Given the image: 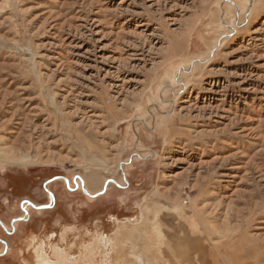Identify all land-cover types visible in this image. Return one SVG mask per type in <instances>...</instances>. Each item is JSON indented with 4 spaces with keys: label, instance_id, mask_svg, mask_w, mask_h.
<instances>
[{
    "label": "rangeland",
    "instance_id": "374dc122",
    "mask_svg": "<svg viewBox=\"0 0 264 264\" xmlns=\"http://www.w3.org/2000/svg\"><path fill=\"white\" fill-rule=\"evenodd\" d=\"M0 220V264H264V0H0Z\"/></svg>",
    "mask_w": 264,
    "mask_h": 264
},
{
    "label": "flooded vegetation",
    "instance_id": "af4514ba",
    "mask_svg": "<svg viewBox=\"0 0 264 264\" xmlns=\"http://www.w3.org/2000/svg\"><path fill=\"white\" fill-rule=\"evenodd\" d=\"M56 202H53V204H55ZM26 206H27V208L26 209H28L27 210V214L23 217H17L16 218V220L15 221H13V222H15V225H17V227H18V225L20 224V223H22V222H26L27 221V218L29 219L30 217H28V215H29V212H30V210L31 209H43V207L41 206H36V205H34V204H32V203H27L26 202ZM31 208V209H30ZM45 208V207H44ZM47 208V207H46ZM45 208V209H46ZM22 209V211H23V213H24V205L23 204H21L20 203V210ZM13 222H11V225H9V226H5V223L4 222H2L1 220H0V229L1 230H3L6 234H15V232H16V229H17V227H15V229H13L12 231H8L9 230V228L10 227H12V224H13ZM1 241V240H0Z\"/></svg>",
    "mask_w": 264,
    "mask_h": 264
},
{
    "label": "bare ground",
    "instance_id": "6f19581e",
    "mask_svg": "<svg viewBox=\"0 0 264 264\" xmlns=\"http://www.w3.org/2000/svg\"><path fill=\"white\" fill-rule=\"evenodd\" d=\"M110 243V242H109ZM89 250H90V248H89ZM94 251V250H93ZM91 253V252H90ZM94 253V252H93ZM93 255V254H92ZM98 255V254H97ZM96 256V255H95ZM39 259H40V257H39ZM38 259V260H39ZM41 259H43V258H41ZM74 260V259H73ZM44 261V260H43ZM58 261H60V260H58ZM40 263V262H39ZM56 263V262H55ZM40 264H42V263H40ZM45 264V263H44Z\"/></svg>",
    "mask_w": 264,
    "mask_h": 264
}]
</instances>
